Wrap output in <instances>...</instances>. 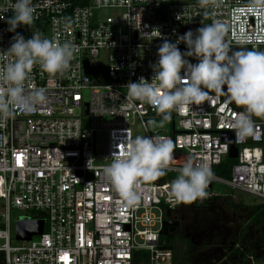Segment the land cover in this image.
Wrapping results in <instances>:
<instances>
[{"label":"built area","instance_id":"2783aa9c","mask_svg":"<svg viewBox=\"0 0 264 264\" xmlns=\"http://www.w3.org/2000/svg\"><path fill=\"white\" fill-rule=\"evenodd\" d=\"M14 2V0H11ZM31 26H18L26 39L33 32L78 47L69 67L49 74L34 65L25 84L43 87L47 102L33 113L17 110L0 121V264H132L135 252L147 264H172L162 248L163 221H175L182 203L169 195L179 168L191 158L206 163L212 177L207 199L223 197L215 186L247 195L264 204V119L253 117V133L238 137L233 121L243 112L227 96L209 92L201 103L172 110L163 127L155 107L126 101L128 82L150 80L152 64L164 40L211 24L225 26L231 50H264V0H32ZM0 49L15 33L7 31L13 15L9 0H0ZM178 48L186 51V45ZM183 74V70H182ZM123 109V110H122ZM231 132L236 149L228 179L213 169L228 160L220 137ZM166 136L174 143L166 174L138 179V201L127 206L102 173L123 139ZM92 158L88 166V160ZM22 219L44 221L40 236L15 240ZM250 264L264 261L248 258Z\"/></svg>","mask_w":264,"mask_h":264},{"label":"clouds","instance_id":"9594fccd","mask_svg":"<svg viewBox=\"0 0 264 264\" xmlns=\"http://www.w3.org/2000/svg\"><path fill=\"white\" fill-rule=\"evenodd\" d=\"M9 2L13 15L6 20L7 31L15 34L7 50L0 49V121L13 118L17 110L33 113L47 102L45 88L26 87L34 65L49 74L62 73L78 51L71 41L50 39L40 32H33L26 39L16 32L18 26L32 25L35 8L32 0ZM199 3L204 6L209 0ZM6 11L7 7L0 8V13ZM4 18L0 14V19ZM224 35L225 26L214 21L177 36L175 42L164 40L157 50L158 59L151 66V79L140 77L128 82L124 86L125 100L155 107L162 118L158 125L153 120L147 124L163 127L172 110L201 103L209 92L226 95L231 103L244 109L233 121L236 135H251L253 117L264 118V50H231ZM180 43L186 45V51L178 48ZM123 144L122 151H114L106 158L110 163L102 173L123 202L133 206L138 201L134 189L137 180H155L165 175L174 143L166 136L137 135L124 138ZM91 161L94 159L88 160V166ZM211 177L206 163L194 164L189 158L171 182L169 195L179 203L207 199Z\"/></svg>","mask_w":264,"mask_h":264},{"label":"rangeland","instance_id":"374dc122","mask_svg":"<svg viewBox=\"0 0 264 264\" xmlns=\"http://www.w3.org/2000/svg\"><path fill=\"white\" fill-rule=\"evenodd\" d=\"M189 60L196 62L194 58ZM215 189L222 195H228L234 203H242L243 207L240 212L233 214L226 209L224 201H214L201 210L188 211L182 208L178 211L176 221L180 226L174 234L178 233L179 237L174 240V245L176 250L183 252L185 244L180 241L182 239L196 247L197 253L190 264H228V257L235 246V233L239 231L240 225L249 221L245 215L248 214V208L261 204L222 186L217 185Z\"/></svg>","mask_w":264,"mask_h":264},{"label":"trees","instance_id":"16d2710c","mask_svg":"<svg viewBox=\"0 0 264 264\" xmlns=\"http://www.w3.org/2000/svg\"><path fill=\"white\" fill-rule=\"evenodd\" d=\"M188 1L199 3V0ZM237 109L244 111L243 107L238 105ZM234 163L235 162L231 160H224L219 167L213 169V175L215 177L228 179L230 168ZM214 201H224L226 209L233 214L240 212L243 207L242 203H234L228 195L215 198L211 202ZM207 204L208 203L197 205L194 202L182 203L179 210L182 208L188 211L201 210L204 209V206ZM245 215L249 221L247 224L240 225L238 227L239 231L235 233V246L228 257V264H250L249 257H253L258 261H264V204H257L248 208V214ZM177 237H179L178 233L167 238L160 237V244L162 248L169 249L172 252V264H190L197 253V249L193 244L180 239V241L185 244V249L183 252L176 250L174 240ZM147 260L148 254L138 251L133 255L132 264H147Z\"/></svg>","mask_w":264,"mask_h":264},{"label":"water","instance_id":"95a60500","mask_svg":"<svg viewBox=\"0 0 264 264\" xmlns=\"http://www.w3.org/2000/svg\"><path fill=\"white\" fill-rule=\"evenodd\" d=\"M225 96V95H223ZM220 137L223 143L228 145V160L236 159V149L233 145V138L231 132H222ZM44 221H33L28 219L19 220L15 224V240L18 242H28L32 237L40 236L43 231ZM179 228V223L176 221H163L159 236L167 238L174 234Z\"/></svg>","mask_w":264,"mask_h":264},{"label":"flooded vegetation","instance_id":"af4514ba","mask_svg":"<svg viewBox=\"0 0 264 264\" xmlns=\"http://www.w3.org/2000/svg\"><path fill=\"white\" fill-rule=\"evenodd\" d=\"M179 211V210H178ZM178 211L176 212V214L174 215L175 221H176V216L178 214ZM177 222V221H176ZM180 226V225H179Z\"/></svg>","mask_w":264,"mask_h":264}]
</instances>
